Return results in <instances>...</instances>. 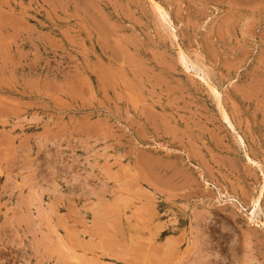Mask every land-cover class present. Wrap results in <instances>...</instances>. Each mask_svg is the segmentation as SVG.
<instances>
[{
	"label": "rangeland",
	"instance_id": "374dc122",
	"mask_svg": "<svg viewBox=\"0 0 264 264\" xmlns=\"http://www.w3.org/2000/svg\"><path fill=\"white\" fill-rule=\"evenodd\" d=\"M261 185L264 0H0V264H264Z\"/></svg>",
	"mask_w": 264,
	"mask_h": 264
},
{
	"label": "bare ground",
	"instance_id": "6f19581e",
	"mask_svg": "<svg viewBox=\"0 0 264 264\" xmlns=\"http://www.w3.org/2000/svg\"><path fill=\"white\" fill-rule=\"evenodd\" d=\"M161 9V8H160ZM161 11V10H160ZM165 17V16H164ZM164 20V19H163ZM179 55H180V59L184 62L185 61V64H188V63H190V60L187 58V56L185 55V53L183 52V51H180L179 52ZM126 61V60H125ZM192 66H193V64H191ZM196 65V64H195ZM194 65V66H195ZM185 66H187V65H185ZM198 67V66H197ZM201 69V68H200ZM200 69H199V71H200ZM198 70V69H197ZM202 70V69H201ZM202 74V73H201ZM205 76V75H204ZM205 78V77H204ZM203 78V79H204ZM207 78V77H206ZM206 80H208V79H206ZM206 80H204L207 84H208V86L210 87L209 89H211V90H213L214 91V88L212 87V85L210 86L209 85V83H208V81H206ZM206 84V85H207ZM215 93H216V91H215ZM217 94V93H216ZM121 97V96H120ZM217 98V97H216ZM219 106V105H218ZM221 106V105H220ZM219 111H221V116H222V119L225 121V122H227L228 123V125L231 127V129L232 130H234V127H233V125L231 124V122H230V120H229V118H228V115H227V113L225 112V110L223 109V108H221L220 107V110ZM221 119V120H222ZM163 120V119H162ZM154 121V120H153ZM165 130V129H164ZM241 138V137H240ZM239 139V138H238ZM249 159V158H248ZM251 160V159H250ZM253 161V160H252ZM258 163V162H257ZM170 168V167H169ZM157 177V176H156ZM167 185V184H166ZM261 186H264V185H261ZM175 187V186H174ZM262 190H263V188H261V191L258 193V195L255 197V199L252 201L253 202V204H255V206L254 207H256V205H258L259 204V202H260V199H261V196H262ZM251 217H253L254 216V211H252L251 212ZM255 217V216H254ZM260 217V216H259ZM259 221V220H258ZM263 221V220H262ZM261 224V223H260ZM262 225L264 226V221L262 222ZM258 240V239H257ZM204 243V242H203ZM247 247V246H246ZM71 254V253H70ZM170 254V253H169ZM66 256V255H65ZM73 257V256H72ZM71 262V261H70ZM168 264V263H167ZM261 264V263H260Z\"/></svg>",
	"mask_w": 264,
	"mask_h": 264
}]
</instances>
